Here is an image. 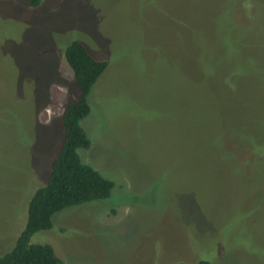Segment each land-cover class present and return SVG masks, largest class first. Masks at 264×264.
<instances>
[{"label":"rangeland","instance_id":"rangeland-1","mask_svg":"<svg viewBox=\"0 0 264 264\" xmlns=\"http://www.w3.org/2000/svg\"><path fill=\"white\" fill-rule=\"evenodd\" d=\"M74 39L109 62L79 154L114 187L31 242L69 264H264V150L241 147L264 139V0H0V254L59 153Z\"/></svg>","mask_w":264,"mask_h":264},{"label":"trees","instance_id":"trees-1","mask_svg":"<svg viewBox=\"0 0 264 264\" xmlns=\"http://www.w3.org/2000/svg\"><path fill=\"white\" fill-rule=\"evenodd\" d=\"M40 2L41 0H28L31 7L38 6ZM64 57L72 71L76 95L63 107V136L59 153L51 163L46 183L30 199L24 230L15 245L6 253L0 254V264H69L57 255L51 244L32 243V236L38 231L50 229L56 212L71 205L105 199L110 196L114 187L112 180L84 163L79 154L80 149H87L92 145L82 120L91 112L90 92L109 66V62L107 59L94 57L86 45L77 39L67 44ZM241 147L250 154L256 148L259 151L264 150V139L261 142L260 138L251 133ZM176 264L212 263L199 260L195 263L182 261Z\"/></svg>","mask_w":264,"mask_h":264}]
</instances>
